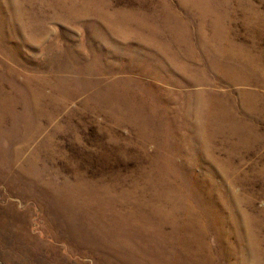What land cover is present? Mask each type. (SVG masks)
Wrapping results in <instances>:
<instances>
[{
  "label": "rangeland",
  "instance_id": "rangeland-1",
  "mask_svg": "<svg viewBox=\"0 0 264 264\" xmlns=\"http://www.w3.org/2000/svg\"><path fill=\"white\" fill-rule=\"evenodd\" d=\"M0 264H264V0H0Z\"/></svg>",
  "mask_w": 264,
  "mask_h": 264
}]
</instances>
